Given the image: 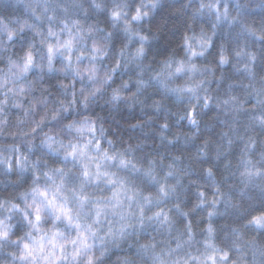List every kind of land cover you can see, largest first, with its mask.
Masks as SVG:
<instances>
[{
    "label": "clouds",
    "instance_id": "1",
    "mask_svg": "<svg viewBox=\"0 0 264 264\" xmlns=\"http://www.w3.org/2000/svg\"><path fill=\"white\" fill-rule=\"evenodd\" d=\"M0 264H264V0H0Z\"/></svg>",
    "mask_w": 264,
    "mask_h": 264
}]
</instances>
